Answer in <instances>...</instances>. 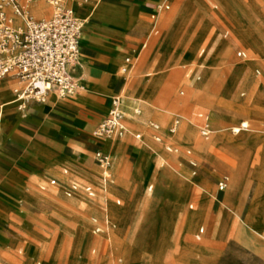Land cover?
<instances>
[{
  "label": "rangeland",
  "instance_id": "rangeland-1",
  "mask_svg": "<svg viewBox=\"0 0 264 264\" xmlns=\"http://www.w3.org/2000/svg\"><path fill=\"white\" fill-rule=\"evenodd\" d=\"M168 2L170 8L156 19L145 16L149 25L129 46V51L135 50L133 65L116 76L119 91L113 99L120 95L124 115L151 92L147 115L140 100V119L129 121L123 115L124 137L113 139L125 154L119 162L108 154L106 179L115 186L104 180L97 161L85 180L74 177L63 183L53 174L32 180L25 186L32 200H17L10 207L14 216L4 219L7 239L0 244V264H264V0ZM38 3L45 11L33 14L29 8L30 15L50 16L48 0ZM201 46L209 48L211 56L201 79L191 86L185 68L197 63ZM238 50L246 55L237 56ZM244 66L255 87L239 77ZM6 93L0 96V136L4 115L14 108L1 106L8 101ZM244 107L250 110L247 116L240 115ZM201 114L210 122L208 140L199 135ZM174 118L179 126L170 133ZM243 121L248 127L233 133L232 127ZM151 122L159 126L156 132ZM138 133L140 138H135ZM157 134L160 141L155 140ZM131 141L137 146L133 151L142 149L138 162ZM198 144L207 147L204 154ZM187 150L196 167L189 164ZM223 174L229 175V184L217 193L215 183ZM238 178L240 194L229 202ZM50 179L56 183L49 185ZM73 180L81 186L65 197ZM151 183L152 191H147ZM88 185L93 198L87 197ZM204 190L205 216H199V194ZM79 193L89 205L76 203ZM146 196L150 207L142 211ZM56 205L60 211H55ZM181 205L191 216H180ZM160 210L164 212L158 214Z\"/></svg>",
  "mask_w": 264,
  "mask_h": 264
},
{
  "label": "crops",
  "instance_id": "crops-1",
  "mask_svg": "<svg viewBox=\"0 0 264 264\" xmlns=\"http://www.w3.org/2000/svg\"><path fill=\"white\" fill-rule=\"evenodd\" d=\"M33 3L39 4L38 0H33L29 6L32 13ZM163 3L168 4L170 8L168 0H88L85 4H78L74 1L69 3L74 14L84 21L80 39V56L77 66L72 70V75L78 83V89L73 96L60 97L56 91L51 90L44 102L29 101L21 106V101L17 100L13 90L22 87V83L12 77L3 79L5 84L0 88L2 90L0 96L6 93L3 90L7 86L10 84L13 86L6 93L8 101L1 106L13 104L14 108L4 115V126H2L0 136V244H3L7 239L4 234V219L8 216H14L10 211V207L14 206L17 200H32V195L25 191V186L30 185L32 180L46 178L49 174L55 175L63 183L74 177L85 180V177L92 174L90 169L96 162L95 152L102 151L110 154L116 158L117 162L125 156L118 141L110 140V138H97L94 136L93 131L108 113L112 105L113 94L119 91L116 79L117 75H122L118 71L119 67L124 64L125 58L131 60L128 71L133 65L135 50L133 52L129 51V46L142 35L144 29L149 25V22L145 20V16L148 14L151 19H156L162 11L168 10L158 8ZM49 7L52 13V8L50 5ZM44 11L45 7L41 13ZM168 16L169 14H165L164 17L168 19ZM145 45L144 42L142 47H145ZM239 51L244 52L246 55L244 50H238L237 52ZM125 52L130 53L126 55ZM196 55L198 61L194 64L195 66L188 65L185 68V75L188 77L191 86L201 79L205 64L210 60L211 53L209 48L201 46L197 49ZM18 82L21 84L15 85ZM174 82V79L170 80V83ZM237 82V80H234V83ZM121 90L123 91V89ZM180 93H183V90ZM241 94L243 95L242 92ZM118 97L119 106L123 113L120 95ZM140 100L144 103V115H147L150 99L148 104L143 99H139L138 105ZM138 105H134L132 108L136 109L134 117L132 116L134 110L129 116L123 114L127 120L140 119V115L137 114L140 113V109L136 108ZM243 122L232 127V132L234 128H240L238 132L246 129L248 123ZM154 131L156 132V130ZM123 137L117 139L120 140ZM201 138L208 140L210 136L206 139ZM130 143L132 145L131 152L137 156L136 162H138L142 149L140 152L133 151L137 149V146L132 141ZM230 147L232 148V146ZM187 155H189V164L191 160L196 162L191 153ZM238 160H240V157ZM136 164L131 172V178L135 166H138ZM241 167L242 163L240 165V175H242ZM225 175L229 177L227 174L222 176ZM222 176L215 183L217 193L223 191L219 190L217 186ZM239 178L233 183L229 202L240 194ZM104 180L107 182V179L104 178ZM48 183L53 185L56 183V179H50ZM107 183L115 186L112 183ZM71 184H75L77 188L81 186L75 180ZM45 188V186H40L41 190H45ZM152 188V183L147 185V191H152ZM194 190L197 189L194 188ZM65 191L64 196L70 197L66 196ZM204 192L206 191L204 190ZM203 193L199 194V206L201 208V215L199 216H205L204 207L207 205L205 202L206 194ZM79 194L75 198L76 203L89 205V202L83 198L85 196L82 193ZM94 195L95 193H93ZM173 195L174 202L170 207L172 211L176 208V192ZM87 197L93 198L89 195ZM147 197L141 204L142 211L148 210L150 207V201ZM214 200L218 201L216 194ZM180 201H183V198ZM116 203L120 204V200H116ZM54 208L55 211H60L61 206L56 205ZM178 209L180 216H191L190 212L183 210L182 205ZM161 212L164 211L160 210L158 214ZM109 223L115 225L110 220Z\"/></svg>",
  "mask_w": 264,
  "mask_h": 264
},
{
  "label": "built area",
  "instance_id": "built-area-1",
  "mask_svg": "<svg viewBox=\"0 0 264 264\" xmlns=\"http://www.w3.org/2000/svg\"><path fill=\"white\" fill-rule=\"evenodd\" d=\"M71 1L82 4L87 0H48L52 8L51 16L36 20L29 13V6L33 0H0V81L7 77L17 79L22 87L14 88L17 100L21 106L29 101L44 102L51 90L57 92L60 97L73 96L78 83L72 75V70L77 66L80 56V39L83 32L84 21L74 14L69 5ZM160 9H169L166 3L158 6ZM237 56L244 57L245 53L237 52ZM130 58H125L124 64L118 71L125 74L128 71ZM202 122L199 126V134L203 138L211 135V127L207 115L201 114ZM179 119L175 118L169 132L175 133ZM153 130H158V125L150 123ZM245 128V127H243ZM240 128H234L238 132ZM95 137L100 139L121 138L125 134L123 114L119 109L117 98L106 116L93 131ZM140 138V134L135 135ZM160 141V137H155ZM172 150V146L167 147ZM191 151L187 150V154ZM95 160L102 170L104 178L110 177L108 168L111 165L107 153L97 151ZM191 166L196 167L194 160ZM229 181L228 176H222L218 181L219 190H224ZM75 184H71L65 191L66 196H71L77 190ZM89 196H93L92 187H85ZM95 228V231H99ZM203 229L200 228V232Z\"/></svg>",
  "mask_w": 264,
  "mask_h": 264
},
{
  "label": "bare ground",
  "instance_id": "bare-ground-1",
  "mask_svg": "<svg viewBox=\"0 0 264 264\" xmlns=\"http://www.w3.org/2000/svg\"><path fill=\"white\" fill-rule=\"evenodd\" d=\"M34 7H32L33 8V13L34 14H41V12L44 10V5H42V4H34L33 5ZM258 62V61H257ZM259 72V71H258ZM247 66H244V67H240L239 68V72H238V75H239V77H241L244 81H245V83L247 84V83H252V85L254 86V82L252 81V80H248L247 79ZM255 87V86H254ZM153 90V89H152ZM151 92V91H150ZM150 92L149 93H146V95L143 97V101L146 103V104H148V102H149V99H150ZM200 97V96H199ZM198 97V98H199ZM117 98V102H118V106L120 105V102H119V97H116ZM196 99V98H195ZM124 101V100H123ZM123 104V103H122ZM119 109H120V106H119ZM126 109V108H125ZM121 110V109H120ZM240 115H245V116H247V114L250 112V110H248L247 108H241L240 110ZM122 112V111H121ZM123 114V113H122ZM244 123V122H243ZM218 139H221V136L220 135H218ZM197 149L199 150V152H201V153H205L206 151H207V147L206 146H204V145H201V144H198L197 146ZM110 167V166H109ZM237 174V173H236ZM191 182V181H190ZM235 182V181H234Z\"/></svg>",
  "mask_w": 264,
  "mask_h": 264
}]
</instances>
